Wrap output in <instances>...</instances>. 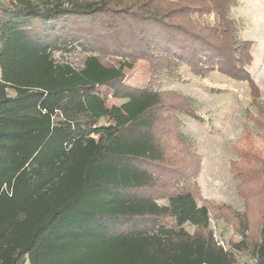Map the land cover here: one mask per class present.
<instances>
[{
  "label": "trees",
  "instance_id": "obj_1",
  "mask_svg": "<svg viewBox=\"0 0 264 264\" xmlns=\"http://www.w3.org/2000/svg\"><path fill=\"white\" fill-rule=\"evenodd\" d=\"M189 1L0 4V264H239L248 249L246 220L237 227L240 240L221 244L209 226L215 204L199 203L197 186L168 190L160 182L167 160L152 119L162 93L124 88L123 70L99 56L156 51L191 63L199 76L216 69L245 81L258 110L246 108V115L261 142L245 127L229 165L247 199L253 185L264 184V101L246 68L253 42L236 35L233 0ZM76 46L91 52L79 68L52 56ZM99 86L130 97V105H106ZM186 105L178 108L191 111ZM197 157L187 154L189 173L200 169ZM262 217L259 238L246 251L252 262L243 264H264Z\"/></svg>",
  "mask_w": 264,
  "mask_h": 264
},
{
  "label": "rangeland",
  "instance_id": "obj_2",
  "mask_svg": "<svg viewBox=\"0 0 264 264\" xmlns=\"http://www.w3.org/2000/svg\"><path fill=\"white\" fill-rule=\"evenodd\" d=\"M127 1V0H123ZM132 1V0H131ZM187 0H168L169 5H180ZM196 1L200 4L202 0ZM3 0H0V4ZM232 6V7H231ZM229 17L235 23L236 35L252 40L253 60L246 68L259 86L260 101H264V0H233ZM213 14L205 15L212 21ZM211 37V36H210ZM116 49L99 54L107 63L113 64L124 72V88H153L162 95V104L154 111L153 133L156 142L165 152V161L160 168L165 178L162 179L168 190L174 186H197L202 200L212 201V218L209 226L216 240L224 244L228 240L241 239L237 227L243 220L247 222L246 244L251 249L259 238V229L264 214V184L256 183L248 190L247 199L239 193L237 181L233 177L230 161L238 159L234 148L243 146L242 134L245 127L254 135L255 143H260L261 130L256 121L246 115V108L257 114L258 110L250 104V89L243 80L233 79L213 69L202 77L197 75L191 63L159 57L156 51L145 54L138 51L122 54ZM91 52L81 46L63 51H53L52 56L58 62H66L79 68L84 57ZM97 53V52H94ZM113 90L99 86L96 93L101 95L106 105H117L121 109L128 107L130 97L113 96ZM187 103L185 111L178 108ZM191 108H190V107ZM191 112V113H190ZM183 140L191 146H185ZM259 148L261 146H254ZM198 155L200 169L194 173L187 171L192 160L187 154ZM186 169V170H185ZM159 203L165 200L157 199ZM229 205L237 215L230 214ZM238 217V218H237ZM225 219L233 220L235 229L227 225ZM192 232L193 227L187 225ZM242 230L240 226V231ZM245 249L239 252V264L252 262Z\"/></svg>",
  "mask_w": 264,
  "mask_h": 264
},
{
  "label": "built area",
  "instance_id": "obj_3",
  "mask_svg": "<svg viewBox=\"0 0 264 264\" xmlns=\"http://www.w3.org/2000/svg\"><path fill=\"white\" fill-rule=\"evenodd\" d=\"M219 243L223 244L222 242H219Z\"/></svg>",
  "mask_w": 264,
  "mask_h": 264
},
{
  "label": "crops",
  "instance_id": "obj_4",
  "mask_svg": "<svg viewBox=\"0 0 264 264\" xmlns=\"http://www.w3.org/2000/svg\"><path fill=\"white\" fill-rule=\"evenodd\" d=\"M232 7V6H231Z\"/></svg>",
  "mask_w": 264,
  "mask_h": 264
}]
</instances>
